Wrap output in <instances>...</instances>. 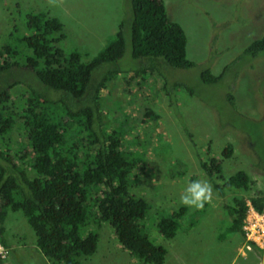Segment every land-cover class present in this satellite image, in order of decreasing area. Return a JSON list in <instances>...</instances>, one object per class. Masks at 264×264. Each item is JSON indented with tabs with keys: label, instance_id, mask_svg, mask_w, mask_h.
Segmentation results:
<instances>
[{
	"label": "rangeland",
	"instance_id": "rangeland-1",
	"mask_svg": "<svg viewBox=\"0 0 264 264\" xmlns=\"http://www.w3.org/2000/svg\"><path fill=\"white\" fill-rule=\"evenodd\" d=\"M163 2L170 19L184 29L186 56L194 66H166L168 81L181 84L172 90L171 104L163 90V77L150 74L146 80L130 81L131 72L119 73L100 93L104 126L111 130L122 122L123 145L144 157L143 169L133 171L132 191L151 205L144 222L150 237L167 251L163 264H264L260 252L248 251L241 231L231 230L228 214L234 196L264 197V54L253 57L244 51L264 34V0ZM130 9V0H60L58 7H49L47 0H0V46L11 31L26 30L23 20L28 10L46 11L64 25L66 36L60 42L64 51L78 50L90 59L121 22L128 31ZM121 61L135 64L129 47ZM205 68L214 75L222 73L223 78L203 81L200 72ZM25 90V84L12 89L17 106ZM147 109L159 117L140 123ZM18 136L16 129L11 130L13 149ZM227 144L233 151L225 158L222 149ZM209 157L220 162L226 179L246 171L249 188L226 187L225 179L217 176L221 187L214 186L200 165V158ZM196 179L212 184V202L201 210L184 206L175 236L165 238L156 228V219L181 206L180 194ZM155 208L157 215H153ZM5 225L9 246L0 250V264H51L37 247L35 233L20 210L9 211ZM88 228L99 233V240L92 255L78 258L80 264H151L123 249L108 223Z\"/></svg>",
	"mask_w": 264,
	"mask_h": 264
},
{
	"label": "trees",
	"instance_id": "trees-1",
	"mask_svg": "<svg viewBox=\"0 0 264 264\" xmlns=\"http://www.w3.org/2000/svg\"><path fill=\"white\" fill-rule=\"evenodd\" d=\"M163 1L130 0L128 31L121 22L90 59L78 50L64 51L60 46L66 36L64 25L46 11L28 10L23 20L26 30L11 31L0 46L1 246H9L5 238L8 212L20 210L35 233L37 247L51 264H80V256L92 255L99 233L88 227H100L103 222L132 257L163 264L167 251L150 237L144 222L151 205L132 191L133 171L143 169L144 157L123 145L122 122L111 130L105 128L100 106L101 90L121 72H131L130 81L146 80L150 74L163 77V90L170 98L181 84L168 81L166 66H194L186 56L184 29L170 19ZM127 47L135 64L121 61ZM244 51L253 57L264 54V34ZM200 76L205 82L223 78L222 73L214 75L208 68ZM19 84H25L27 90L17 106L12 89ZM157 117L147 109L140 123ZM13 129L19 133L15 149L10 137ZM232 151L227 144L222 155L228 158ZM200 165L218 188L217 177L225 179L229 188L250 186V177L243 170L224 178L216 158H200ZM251 200L257 210L264 209L262 195ZM232 202L228 206L230 228L243 233L245 199L234 196ZM168 212L161 213L155 225L162 236L172 238L186 207ZM157 213L155 208L153 215Z\"/></svg>",
	"mask_w": 264,
	"mask_h": 264
},
{
	"label": "clouds",
	"instance_id": "clouds-1",
	"mask_svg": "<svg viewBox=\"0 0 264 264\" xmlns=\"http://www.w3.org/2000/svg\"><path fill=\"white\" fill-rule=\"evenodd\" d=\"M47 4L49 7H58L60 5V0H47ZM213 195H214L213 187L209 181L204 180V179L190 180L187 183L184 190L182 191V193L180 194L179 203L182 206H186V207L191 208V209L201 210L204 208L205 204L212 202ZM245 203H246L247 209H248V203H251L253 205L251 198L249 200L245 199ZM253 207L255 208L254 205H253ZM257 211H259V210H257ZM261 211H264V209ZM245 215H246V212H245ZM244 218H245V216H244ZM244 218H243V220H244ZM242 232H243L242 233L243 239L245 240L246 246H249V248H247L248 251L249 250L252 251L253 250L252 247H254L255 245H253L252 243L247 241L244 230H243V221H242ZM0 250H2V249H0ZM257 250L259 251L260 249L257 248ZM260 253L264 257L263 252L261 251Z\"/></svg>",
	"mask_w": 264,
	"mask_h": 264
},
{
	"label": "built area",
	"instance_id": "built-area-1",
	"mask_svg": "<svg viewBox=\"0 0 264 264\" xmlns=\"http://www.w3.org/2000/svg\"><path fill=\"white\" fill-rule=\"evenodd\" d=\"M243 230L247 241L264 253V211H257L251 203H248ZM0 247L2 249L3 246L0 244Z\"/></svg>",
	"mask_w": 264,
	"mask_h": 264
},
{
	"label": "crops",
	"instance_id": "crops-1",
	"mask_svg": "<svg viewBox=\"0 0 264 264\" xmlns=\"http://www.w3.org/2000/svg\"><path fill=\"white\" fill-rule=\"evenodd\" d=\"M253 251V250H252ZM249 252H251V251H249Z\"/></svg>",
	"mask_w": 264,
	"mask_h": 264
},
{
	"label": "bare ground",
	"instance_id": "bare-ground-1",
	"mask_svg": "<svg viewBox=\"0 0 264 264\" xmlns=\"http://www.w3.org/2000/svg\"><path fill=\"white\" fill-rule=\"evenodd\" d=\"M263 256V255H262Z\"/></svg>",
	"mask_w": 264,
	"mask_h": 264
}]
</instances>
